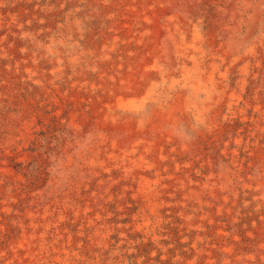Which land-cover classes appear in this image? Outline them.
<instances>
[{"label":"rangeland","instance_id":"374dc122","mask_svg":"<svg viewBox=\"0 0 264 264\" xmlns=\"http://www.w3.org/2000/svg\"><path fill=\"white\" fill-rule=\"evenodd\" d=\"M85 1L0 0V264H264V0ZM192 32L222 45L201 48L232 88L249 86L215 132L182 126L150 168L126 169L98 77L115 59L107 48L125 56L139 43L128 36L145 37L168 74L192 54Z\"/></svg>","mask_w":264,"mask_h":264},{"label":"bare ground","instance_id":"6f19581e","mask_svg":"<svg viewBox=\"0 0 264 264\" xmlns=\"http://www.w3.org/2000/svg\"><path fill=\"white\" fill-rule=\"evenodd\" d=\"M85 1V0H84ZM89 1V0H87ZM117 1V0H116ZM148 1V0H147ZM173 1V0H172ZM205 1V0H204ZM212 1V0H211ZM247 1V0H246ZM78 2V1H77ZM86 2V1H85ZM142 2V1H141ZM151 2V1H150ZM163 2V1H162ZM186 2V1H185ZM198 2V1H197ZM196 2V3H197ZM237 2V1H235ZM75 3V1H74ZM94 3V2H92ZM118 3V2H117ZM127 3V2H126ZM133 0L127 5H131ZM167 4L166 2H164ZM190 3V2H188ZM206 3V2H205ZM77 4V3H76ZM108 4V3H107ZM134 4V3H133ZM146 4V3H145ZM201 4V3H200ZM263 4V3H262ZM114 5V4H112ZM120 5V4H119ZM122 5V4H121ZM125 5V3H124ZM153 5V4H152ZM163 5V4H162ZM199 5V4H198ZM207 5V4H206ZM209 5V4H208ZM219 5V4H218ZM217 5V6H218ZM95 6V5H94ZM132 6V5H131ZM139 6V5H138ZM142 6V5H141ZM177 6V5H176ZM182 6V5H181ZM190 6V5H189ZM216 6V7H217ZM220 6V5H219ZM155 7V6H154ZM185 7V6H184ZM197 7V6H196ZM229 7V6H228ZM108 8V7H107ZM112 8V7H111ZM122 8V7H121ZM238 8V7H237ZM144 9V8H143ZM142 9V10H143ZM193 9V8H192ZM65 10V9H64ZM132 10V9H131ZM161 10V9H160ZM163 10V9H162ZM174 10V9H171ZM194 10V9H193ZM200 10V9H199ZM78 11V10H77ZM110 11V10H109ZM136 11V10H135ZM148 11V10H147ZM175 11V10H174ZM122 12V11H121ZM133 12V11H132ZM160 12V11H159ZM182 12V11H181ZM225 12V11H224ZM84 13V12H83ZM118 13V12H116ZM123 13V12H122ZM129 13V12H128ZM134 13V12H133ZM152 13V12H151ZM207 13V12H206ZM211 13V12H210ZM79 14V13H78ZM135 14V13H134ZM147 14V13H146ZM171 14V13H170ZM169 14V15H170ZM221 14V13H220ZM118 15V14H117ZM133 15V14H132ZM131 15V16H132ZM136 15L141 17L139 12ZM161 14L159 13L158 16ZM173 15V14H172ZM192 15V14H191ZM199 15V14H198ZM208 15V14H207ZM102 16V15H101ZM183 16V13L182 15ZM242 16V15H241ZM80 17V16H79ZM106 17V16H105ZM109 17V16H108ZM119 17V15L117 16ZM122 17V16H121ZM133 17V16H132ZM156 17V16H155ZM161 17V16H160ZM194 17V16H193ZM212 17V16H211ZM264 17V16H263ZM83 18V17H82ZM96 18V17H95ZM146 18V17H145ZM162 18V17H161ZM98 19V18H97ZM128 19V18H127ZM174 19V18H173ZM195 19V18H194ZM202 19V18H201ZM216 19V18H215ZM65 20V19H64ZM88 20V19H87ZM96 20V19H95ZM100 20V19H99ZM111 20V19H110ZM113 20V19H112ZM130 20V19H129ZM135 20V19H134ZM152 20V19H151ZM172 20V19H171ZM181 20V19H180ZM191 20V19H189ZM199 20V19H198ZM108 21V20H107ZM120 21V20H119ZM158 21V20H157ZM176 20H174L175 22ZM59 22V21H58ZM69 22V21H68ZM105 22V21H104ZM139 22V21H138ZM165 22V21H163ZM178 22V20H177ZM226 22V21H225ZM85 23V22H84ZM110 23V22H109ZM125 23V22H124ZM216 23V22H215ZM87 24V23H86ZM97 24V23H96ZM128 27L131 26L127 23ZM142 24V23H141ZM140 24V25H141ZM166 24V23H165ZM121 25V24H120ZM161 25V24H160ZM164 25V24H162ZM230 25V24H229ZM233 25V23H232ZM122 26V25H121ZM150 26V25H148ZM169 26V25H168ZM189 26V25H188ZM215 26V25H214ZM221 26V25H220ZM219 26V27H220ZM264 26V25H263ZM40 27V26H39ZM91 27V26H89ZM98 27V26H97ZM112 26H110L111 28ZM134 27V26H133ZM166 27V26H165ZM179 27V26H178ZM192 27V26H191ZM211 27V26H210ZM72 28V27H71ZM95 28V27H94ZM108 28V27H107ZM132 28V27H131ZM170 28V27H169ZM99 29V28H98ZM155 28H153L154 30ZM177 29V28H176ZM184 29V28H183ZM219 29V28H218ZM120 30V29H119ZM118 30V31H119ZM204 30V29H203ZM65 31V30H64ZM110 31V30H109ZM112 31V30H111ZM140 31V30H139ZM138 31V32H139ZM148 31V30H147ZM166 31V30H165ZM185 31V30H184ZM192 31V30H191ZM217 31V30H216ZM219 31V30H218ZM223 31V30H222ZM99 32V31H98ZM114 32V31H113ZM121 32V31H120ZM123 32V31H122ZM141 32V31H140ZM145 32V31H144ZM155 32V31H154ZM157 32V31H156ZM177 32V31H176ZM198 32V31H197ZM231 32V31H230ZM104 33V32H103ZM134 33V32H133ZM146 33V32H145ZM216 33V32H215ZM214 33V34H215ZM219 33V32H218ZM48 34V33H47ZM72 34V33H71ZM96 34V33H95ZM124 34V33H123ZM152 34V33H151ZM234 34V33H233ZM257 34V33H256ZM42 35V34H41ZM97 35V34H96ZM139 35V34H138ZM142 35V34H141ZM153 35V34H152ZM157 42H162L161 32L156 34ZM188 35V34H187ZM48 36V35H47ZM70 36V35H69ZM104 36V35H103ZM119 36V35H118ZM137 36V35H136ZM128 36L125 42L130 46L134 41L136 44L134 53L130 51L125 56H119L120 50L113 48L111 44L107 49L109 55H115V59L106 69H103L98 77L108 83L110 94L108 95L107 106L110 108L109 117L117 125V134H124L117 150L121 165L126 167H140L147 170L151 166V155L163 154L161 149L167 148L166 139L176 136L177 130L182 126L194 127L199 124L205 132H215L217 118L221 115L220 110L232 109L239 104L240 95L238 90L245 87L247 79L240 80L238 89L232 88L229 84V68L223 67L216 56L209 58L202 51V45L208 42L211 51L215 55L219 50L225 53L224 49L215 45L211 38L204 40L199 33H190L186 48L192 51L189 57L183 62L178 59L169 61L168 74H160L162 68L156 63L154 56L148 58V50L144 47L149 45L147 38ZM146 36V35H145ZM169 36V35H168ZM174 36V35H173ZM66 37V36H65ZM78 37V36H77ZM101 37V36H100ZM155 37V36H154ZM61 38V37H60ZM63 38V37H62ZM85 38V37H84ZM87 38V37H86ZM121 38V37H120ZM164 38V37H163ZM173 38V37H172ZM43 39V38H42ZM90 39V38H89ZM149 39V38H148ZM174 39V38H173ZM176 39V38H175ZM122 40V39H121ZM137 41V42H138ZM152 41V40H151ZM150 41V42H151ZM175 41V40H174ZM177 41V40H176ZM175 41V42H176ZM225 42V41H224ZM87 43V41H86ZM102 43V42H101ZM156 43V42H155ZM218 43V42H217ZM85 45V44H84ZM95 45V44H94ZM144 45V47H143ZM178 45V44H177ZM227 45V43H226ZM185 46V45H184ZM262 46V45H261ZM73 47V46H72ZM127 47V46H125ZM161 47V46H160ZM207 47V48H208ZM258 47V46H257ZM79 48V47H78ZM101 48V47H100ZM117 48V47H115ZM176 48V46H175ZM236 48V47H233ZM232 48V49H233ZM260 48V47H259ZM263 48V47H262ZM261 48V49H262ZM80 49V48H79ZM96 49V48H95ZM186 49V50H187ZM227 49V48H226ZM254 49V48H253ZM32 50V49H31ZM40 50V49H39ZM61 50V49H60ZM84 50V49H83ZM88 50V49H87ZM97 50V49H96ZM100 50V49H99ZM129 50V49H128ZM127 50V51H128ZM164 51L163 49H161ZM187 50V51H188ZM255 50V49H254ZM259 50V49H258ZM42 51V50H41ZM125 51V50H124ZM209 51V50H208ZM218 51V52H217ZM229 51V50H228ZM232 51V50H231ZM77 52V51H76ZM80 52V51H79ZM172 52V51H171ZM170 52V53H171ZM211 52V53H212ZM82 53V52H81ZM93 53V52H92ZM97 53V52H95ZM94 53V54H95ZM151 53V50H150ZM164 53V52H163ZM208 53V52H206ZM243 53V52H242ZM246 53V52H245ZM244 53V54H245ZM261 53V52H260ZM98 54V53H97ZM121 54V53H120ZM161 54V53H160ZM177 53H175L176 56ZM190 54V53H189ZM221 54V53H220ZM42 55V54H41ZM84 55V54H82ZM150 55V54H149ZM226 55V54H225ZM234 55V54H233ZM251 55V54H250ZM28 56V55H27ZM104 56V55H103ZM173 56V55H172ZM223 56V55H222ZM237 56V54H236ZM239 56V54H238ZM237 56V57H238ZM249 56V55H248ZM30 57V56H29ZM226 57V56H225ZM24 58V57H23ZM67 58V57H66ZM85 58V56H84ZM91 58V57H89ZM95 58V57H94ZM154 61H153V59ZM229 58V57H228ZM226 58V59H228ZM243 58V57H242ZM250 58V57H249ZM39 59V58H38ZM44 59V58H43ZM135 59V60H134ZM166 59V57H165ZM220 59V58H219ZM235 59V58H234ZM244 59V58H243ZM247 59V58H246ZM20 60V59H19ZM65 60V59H64ZM94 60V59H93ZM100 60V59H99ZM241 60V59H240ZM249 60V59H248ZM82 61V60H80ZM97 61V60H96ZM166 61V60H165ZM224 61V60H223ZM43 62V60H42ZM79 62V61H78ZM93 62V61H92ZM102 62V61H101ZM251 62V61H250ZM17 63V62H16ZM46 63V62H45ZM100 63V62H99ZM108 63V62H107ZM241 63V62H240ZM21 64V63H20ZM53 64V63H52ZM60 64V63H59ZM113 64H116L113 67ZM224 64V63H223ZM228 64V63H227ZM226 64V65H227ZM242 64V63H241ZM46 65V64H45ZM80 65V64H79ZM85 65V64H84ZM102 65V64H101ZM104 65V64H103ZM233 65V64H232ZM235 65V64H234ZM24 66V65H23ZM35 66V65H34ZM59 66V65H58ZM57 66V67H58ZM92 66V65H91ZM95 66V65H94ZM50 67V66H49ZM74 67V66H73ZM165 67V66H164ZM233 67V66H232ZM259 67V66H258ZM257 67V68H258ZM39 68V67H38ZM42 68V67H41ZM236 68V67H235ZM40 69V68H39ZM83 69V68H82ZM95 69V68H94ZM21 70V69H20ZM49 70V69H48ZM77 70V69H76ZM89 70V69H88ZM232 70V69H231ZM23 71V70H22ZM21 71V72H22ZM40 71V70H39ZM67 71V69H66ZM78 71V70H77ZM65 72V71H64ZM239 72V71H238ZM254 72V71H253ZM33 73V72H32ZM80 73V72H79ZM98 73V71H97ZM120 73V77L117 74ZM67 74V73H66ZM86 74V73H85ZM51 75V74H50ZM21 76V75H20ZM24 76V75H23ZM26 76V75H25ZM47 76V75H46ZM73 76V75H72ZM77 76V75H76ZM45 77V76H44ZM85 77V76H84ZM89 77V76H88ZM49 78V77H48ZM68 78V77H67ZM79 78V77H78ZM82 78V77H81ZM97 78V77H96ZM144 78V80H141ZM242 78V77H241ZM250 78V77H249ZM261 78V77H260ZM35 79V77H34ZM85 79V78H84ZM93 79V77H92ZM166 79V82L159 86L158 80ZM32 80V79H31ZM59 80V79H58ZM66 80V79H65ZM91 80V79H89ZM252 80V79H251ZM28 81V80H27ZM83 81V80H82ZM104 81V80H103ZM259 81V80H258ZM67 82V81H65ZM76 82V81H74ZM84 82V81H83ZM87 82V81H86ZM85 82V83H86ZM93 82V81H92ZM250 82V81H249ZM47 83V82H46ZM60 83V82H59ZM71 83V81H70ZM102 83V82H101ZM251 83V82H250ZM74 84V83H73ZM87 84V83H86ZM31 85V83H30ZM70 85V84H68ZM91 85V84H90ZM233 85V84H232ZM248 85V84H247ZM246 85V86H247ZM26 86V85H25ZM33 86V85H31ZM63 86V85H61ZM87 86V85H86ZM97 86V85H95ZM249 86V85H248ZM28 87V86H27ZM35 87V86H34ZM74 87V86H73ZM263 87V86H262ZM29 88V87H28ZM27 88V89H28ZM32 88V87H31ZM46 88V87H45ZM49 90L51 89L48 87ZM71 88V87H70ZM84 88V87H83ZM89 88V86H88ZM39 89V88H38ZM47 89V88H46ZM54 89V88H52ZM63 89V88H62ZM106 89V88H105ZM104 89V90H105ZM24 90V89H23ZM37 90V88H36ZM40 90V89H39ZM48 90V89H47ZM80 90V89H79ZM88 90V89H86ZM90 90V89H89ZM248 90V89H247ZM44 91V90H43ZM60 91V90H59ZM81 91V90H80ZM101 91V90H100ZM245 91V90H244ZM34 92V91H33ZM41 92V91H40ZM51 92V91H50ZM62 92V91H61ZM69 92V91H68ZM67 92V93H68ZM79 92V91H78ZM107 92V91H106ZM262 92V91H261ZM45 93V92H43ZM56 93V92H55ZM66 93V92H65ZM98 93V92H97ZM109 93V92H108ZM251 93V92H250ZM260 93V92H259ZM32 94V93H30ZM41 94V93H40ZM73 94V93H72ZM80 94V93H79ZM245 94V92H244ZM53 95V94H52ZM58 95V94H57ZM71 95V94H70ZM82 95V94H81ZM106 95V94H104ZM54 96V95H53ZM68 96V95H66ZM79 96V95H78ZM259 96V95H258ZM89 97V96H88ZM97 97V96H96ZM93 98V96L91 97ZM5 99V98H4ZM16 99V98H15ZM61 99V98H60ZM63 99V98H62ZM69 99V97L67 98ZM66 99V100H67ZM245 99V98H244ZM243 99V100H244ZM247 99V97H246ZM264 99V98H263ZM78 100V99H77ZM93 100V99H92ZM27 101V100H26ZM39 101V100H38ZM83 101V100H82ZM253 101V100H252ZM12 102V101H11ZM55 102V101H54ZM69 102V101H68ZM67 102V103H68ZM86 102V101H84ZM262 102V101H261ZM24 103V102H22ZM38 103V102H37ZM48 103V102H47ZM80 103V102H79ZM29 104V103H28ZM39 104V103H38ZM59 104V103H58ZM91 104V103H90ZM264 104V103H263ZM96 105V104H94ZM249 105V104H248ZM255 105V104H254ZM3 106V105H2ZM28 106V105H27ZM30 106V105H29ZM36 106V105H35ZM97 106V105H96ZM252 106V105H251ZM262 106V105H261ZM5 107V106H4ZM33 107V105H32ZM37 107V106H36ZM91 107V106H90ZM246 107V106H245ZM236 108V107H235ZM27 109V108H26ZM29 109V107H28ZM86 109V108H85ZM240 109V108H239ZM250 109V108H249ZM104 110V109H103ZM106 110V109H105ZM259 110V109H258ZM15 111V110H14ZM13 111V112H14ZM21 111V110H20ZM31 111V110H30ZM29 111V112H30ZM233 111V110H232ZM255 111V110H254ZM26 112V110H25ZM24 112V114H25ZM32 112V111H31ZM96 112V111H95ZM8 114V113H7ZM103 115V113H101ZM21 115V114H20ZM19 115V116H20ZM22 116V115H21ZM24 116V115H23ZM257 116V115H256ZM4 117V116H3ZM100 117V116H99ZM240 117V116H239ZM247 117V116H246ZM249 117V116H248ZM28 118V117H26ZM34 118V117H33ZM108 118V117H107ZM254 118V117H252ZM257 118V117H256ZM22 119V118H21ZM248 119V118H247ZM246 119V120H247ZM262 119V118H261ZM15 120V119H14ZM23 120V119H22ZM99 120V119H98ZM24 121V120H23ZM29 121V120H28ZM97 121V120H96ZM108 121V120H107ZM3 122V121H2ZM8 122V121H7ZM102 122V121H101ZM228 122V121H227ZM245 122V121H243ZM258 122H263L258 120ZM257 122V123H258ZM103 123V122H102ZM101 123V124H102ZM221 123V122H220ZM234 123V122H233ZM238 123V122H237ZM19 124V123H18ZM246 124V123H245ZM6 125V124H5ZM9 125V124H8ZM20 125V124H19ZM99 125V124H98ZM223 125V124H222ZM26 126V124H25ZM108 126V124H107ZM106 126V127H107ZM9 127V126H8ZM11 127V125H10ZM222 127V126H221ZM234 127V126H233ZM243 127V126H242ZM252 127V126H251ZM12 128V127H11ZM16 128V127H15ZM18 128V127H17ZM93 128V127H92ZM102 128V127H101ZM113 128V127H111ZM187 128V127H186ZM249 128V127H248ZM8 129V128H7ZM91 129V128H90ZM234 129V128H233ZM10 130V129H9ZM28 130V129H27ZM92 130V129H91ZM95 130V129H94ZM184 130V129H183ZM195 130V129H194ZM247 130V129H246ZM15 131V130H13ZM104 131V130H103ZM185 131V130H184ZM22 132V131H21ZM29 132V130H28ZM87 132V130H86ZM110 132V131H109ZM204 132V133H205ZM237 132V131H236ZM255 132V131H254ZM259 132V131H258ZM91 133V132H90ZM89 133V134H90ZM94 133V132H93ZM96 133V132H95ZM120 133V134H119ZM188 133V132H187ZM200 133V132H199ZM244 133V132H243ZM242 133V134H243ZM13 134V133H12ZM16 134V133H15ZM22 134V133H21ZM20 134V135H21ZM98 134V133H96ZM182 134V133H181ZM207 134V133H206ZM211 134V133H210ZM18 135V134H17ZM108 135V133H107ZM190 135V134H188ZM238 135V134H237ZM255 135V134H254ZM15 136V135H14ZM85 136V135H83ZM91 136V135H90ZM116 136V135H114ZM191 136V135H190ZM204 136V135H203ZM242 136V135H241ZM12 137V136H11ZM10 137V138H11ZM16 137V136H15ZM20 137V136H19ZM26 137V135H25ZM32 137V136H31ZM93 137V136H92ZM106 137V136H104ZM118 137V136H117ZM122 137V138H123ZM172 137V138H171ZM210 137V136H209ZM213 137V136H212ZM251 137V136H250ZM14 138V137H13ZM85 138V137H84ZM97 138V137H96ZM102 138V137H101ZM111 138V137H110ZM109 138V139H110ZM178 138V137H177ZM255 138V137H254ZM263 138V137H262ZM5 139V138H4ZM8 139V138H7ZM18 139V138H17ZM99 139V138H98ZM113 139V138H112ZM115 139V138H114ZM113 139V141H114ZM190 139V137H189ZM209 139V138H208ZM244 139V138H243ZM246 139V138H245ZM264 139V138H263ZM25 140V139H24ZM81 140V139H80ZM95 140V139H94ZM180 140V139H179ZM102 141V140H101ZM112 141V142H113ZM103 142V141H102ZM172 142V141H171ZM111 143V142H110ZM109 143V144H110ZM114 143V142H113ZM118 143V142H117ZM13 144V143H12ZM17 144V143H16ZM78 144V143H77ZM179 144V143H178ZM5 145V144H4ZM184 145V144H182ZM233 145V144H232ZM84 146V145H82ZM114 146V145H113ZM180 146V145H179ZM190 146V145H189ZM243 146V145H242ZM86 147V146H85ZM90 148V146H88ZM93 147V146H92ZM101 147V146H100ZM177 147V146H176ZM230 147V146H229ZM256 147V146H255ZM82 148V147H81ZM99 148V146H98ZM106 148V147H105ZM226 148V147H225ZM235 148V147H233ZM240 148V147H239ZM1 149V148H0ZM85 149V148H84ZM93 149V148H92ZM97 149V148H96ZM168 149V148H167ZM231 149V148H230ZM262 149V148H261ZM252 150V149H251ZM83 151V150H82ZM110 151V150H109ZM112 151V150H111ZM181 151V150H180ZM191 151V150H190ZM86 152V151H85ZM95 152V150H94ZM99 152V151H98ZM178 152V151H177ZM192 152V151H191ZM241 152V151H240ZM96 153V152H95ZM111 153V152H110ZM113 153V152H112ZM239 153V152H238ZM257 153V152H256ZM93 154V153H92ZM106 154V153H105ZM114 154V153H113ZM169 154V153H168ZM183 154V153H182ZM232 154V153H231ZM253 154V153H252ZM94 155V154H93ZM180 155V154H179ZM230 155V154H229ZM89 156V155H88ZM92 155H90L91 157ZM158 156V155H157ZM84 157V156H83ZM86 157V156H85ZM117 157V156H116ZM184 157V156H183ZM187 157V156H186ZM109 158V157H108ZM111 158V157H110ZM174 158V157H173ZM179 158V157H178ZM182 158V157H181ZM92 159V158H91ZM168 159V158H167ZM87 160V159H86ZM163 161V159H161ZM125 161L127 164H125ZM167 161V160H166ZM176 161V160H175ZM182 161V160H181ZM180 161V162H181ZM245 161V160H244ZM119 162V161H118ZM158 162V161H157ZM165 162V161H164ZM170 162V161H169ZM105 163V162H104ZM111 163V162H110ZM161 163V162H160ZM182 163V162H181ZM187 163V161H186ZM194 163V162H193ZM155 164V162H154ZM171 164V163H170ZM178 164V163H177ZM183 164V163H182ZM235 164V163H234ZM245 164V163H244ZM243 164V165H244ZM179 165V164H178ZM106 166V165H105ZM109 166V165H108ZM118 166V165H117ZM165 166V165H164ZM92 167V166H91ZM166 167V166H165ZM93 168V167H92ZM109 168V167H108ZM119 168V167H118ZM1 169V168H0ZM103 169V168H102ZM120 169V168H119ZM155 169V168H154ZM164 169V168H163ZM230 169V168H229ZM113 170V169H112ZM180 170V169H179ZM98 171V170H97ZM116 171V170H115ZM152 172V171H151ZM156 172V171H155ZM154 172V173H155ZM123 173V172H122ZM135 173V172H134ZM148 173V172H147ZM150 173V170H149ZM119 174V173H118ZM133 174V173H132ZM142 174V173H141ZM123 175V174H122ZM192 175V174H191ZM120 176V175H119ZM132 176V175H131ZM139 176V175H138ZM150 176V175H149ZM125 177V176H124ZM127 177V176H126ZM133 177V176H132ZM160 177V176H159ZM118 178V177H117ZM128 178V177H127ZM137 178V177H136ZM149 178V177H148ZM154 178V177H153ZM200 179V178H199ZM131 180V179H130ZM143 180V179H142ZM141 180V181H142ZM193 180V179H192ZM201 180V179H200ZM134 181V180H133ZM152 181V180H151ZM196 181V180H195ZM136 182V181H135ZM199 183V182H198ZM261 203V202H260ZM147 224V223H146ZM143 226V225H142ZM153 226V225H152ZM150 229V228H149Z\"/></svg>","mask_w":264,"mask_h":264}]
</instances>
